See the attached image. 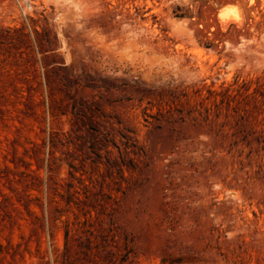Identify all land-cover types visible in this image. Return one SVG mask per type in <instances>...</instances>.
<instances>
[{"label": "rangeland", "instance_id": "obj_1", "mask_svg": "<svg viewBox=\"0 0 264 264\" xmlns=\"http://www.w3.org/2000/svg\"><path fill=\"white\" fill-rule=\"evenodd\" d=\"M0 264H264V0H0Z\"/></svg>", "mask_w": 264, "mask_h": 264}, {"label": "bare ground", "instance_id": "obj_2", "mask_svg": "<svg viewBox=\"0 0 264 264\" xmlns=\"http://www.w3.org/2000/svg\"><path fill=\"white\" fill-rule=\"evenodd\" d=\"M233 6V5H231ZM227 7V6H226ZM224 7V8H226ZM222 8V10H220V13H219V18L220 20L222 21L221 23H224V22H239L242 21L243 17H242V14L241 12L239 11V8H238V11L237 10H227V9H224ZM228 9H230L229 5H228ZM224 25V24H223ZM228 25V24H227ZM235 27V26H234ZM225 30V29H224Z\"/></svg>", "mask_w": 264, "mask_h": 264}]
</instances>
